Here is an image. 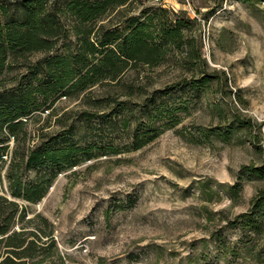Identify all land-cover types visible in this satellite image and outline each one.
Masks as SVG:
<instances>
[{
	"label": "rangeland",
	"instance_id": "374dc122",
	"mask_svg": "<svg viewBox=\"0 0 264 264\" xmlns=\"http://www.w3.org/2000/svg\"><path fill=\"white\" fill-rule=\"evenodd\" d=\"M160 7L164 20L189 23L185 43L164 62L131 64L29 122L20 153L69 136L71 125L80 147H102L63 166L42 200L20 199L26 217L15 228L40 233L49 264H60L59 253L65 264H264V234L251 253L232 225L264 190V0H133L98 27ZM59 45L12 62L0 90L63 52ZM205 74L208 82L196 86ZM85 111L96 115L84 120ZM9 145L8 163L16 147ZM7 166L0 192L10 197Z\"/></svg>",
	"mask_w": 264,
	"mask_h": 264
},
{
	"label": "trees",
	"instance_id": "16d2710c",
	"mask_svg": "<svg viewBox=\"0 0 264 264\" xmlns=\"http://www.w3.org/2000/svg\"><path fill=\"white\" fill-rule=\"evenodd\" d=\"M132 1L0 0V78L15 60L28 62L32 54L56 51L59 44L64 50L29 65L21 81L0 90V167L8 164L10 187V197L0 192V264H49L40 233L24 225L15 228L26 217L20 199L42 200L63 166H76L82 156L92 159L101 153L94 152L102 149L98 144L80 147L75 125H71L69 136L52 135L20 153L36 112L50 110L62 97L79 96L104 80H116L131 64L159 66L171 50L185 43L189 23L181 18L164 20L158 15L159 10L167 12L163 7L143 9L118 25L98 27L106 16ZM191 54L195 56L194 51ZM209 77L205 74L195 81L196 86L206 84ZM95 115L85 111L83 119L90 121ZM126 124L130 126V121ZM155 134L147 140L158 136ZM12 140L16 147L8 163L4 156ZM146 143L143 141L136 148ZM34 169L36 175L26 180ZM232 225L243 233V246L252 253L256 249L255 238L264 234V190L253 199L252 208ZM221 245L223 250L227 246ZM257 256L262 259V252ZM59 258L60 264H65L60 253Z\"/></svg>",
	"mask_w": 264,
	"mask_h": 264
}]
</instances>
